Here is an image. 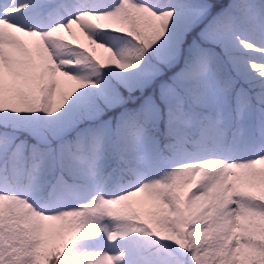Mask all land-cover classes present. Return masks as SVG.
Wrapping results in <instances>:
<instances>
[{
    "label": "snow or ice",
    "instance_id": "6c2138e0",
    "mask_svg": "<svg viewBox=\"0 0 264 264\" xmlns=\"http://www.w3.org/2000/svg\"><path fill=\"white\" fill-rule=\"evenodd\" d=\"M0 264H264V0H0Z\"/></svg>",
    "mask_w": 264,
    "mask_h": 264
}]
</instances>
